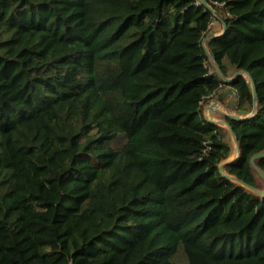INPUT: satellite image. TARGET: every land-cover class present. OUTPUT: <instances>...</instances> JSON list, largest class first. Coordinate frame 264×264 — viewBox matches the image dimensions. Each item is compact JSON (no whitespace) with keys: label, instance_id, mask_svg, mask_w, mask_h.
Here are the masks:
<instances>
[{"label":"trees","instance_id":"trees-1","mask_svg":"<svg viewBox=\"0 0 264 264\" xmlns=\"http://www.w3.org/2000/svg\"><path fill=\"white\" fill-rule=\"evenodd\" d=\"M207 2L218 36L199 0H0V264H264V197L221 176L203 115L224 86L254 106L207 38L255 80L227 168L258 184L264 0Z\"/></svg>","mask_w":264,"mask_h":264},{"label":"water","instance_id":"water-1","mask_svg":"<svg viewBox=\"0 0 264 264\" xmlns=\"http://www.w3.org/2000/svg\"><path fill=\"white\" fill-rule=\"evenodd\" d=\"M199 1L203 3L204 5H206L209 9L214 11L213 7L207 2V0H199ZM223 25H224L223 31L218 34H214L213 37L218 36L224 32L225 26H226L224 22H223ZM204 45H205V49L209 57H211L212 61H214L216 68L218 69L217 71L220 73V76L223 79V81L230 82L234 80L238 75H243L250 82L251 89H252V95L254 99L253 109L251 112L247 114L240 113L239 111H236V110L231 111L229 107L222 108L218 100H213L205 104V108L203 112L204 118L209 123L219 126L222 129H225L229 135L230 153L227 157L222 159L220 163L218 164L219 172L222 177L230 180L236 186H240L244 188L246 191L254 195H257L259 197H264V187H259L258 184L252 185V184L247 183L246 181L241 179L236 174L231 173L227 168L230 164L237 161L242 155L241 142L229 119L244 121L246 119L252 118L257 113L258 107H259V96H258L255 80L253 76L251 75V73L244 69H239L232 76H226L221 70L220 65L216 62L215 58L212 56L211 52L206 46V38L204 39ZM216 113L219 114L221 117H217L215 115ZM262 159H264V149L256 152L255 154L251 156L250 166H251L252 171L256 175V178L257 179L259 178L264 182V169L260 165V161Z\"/></svg>","mask_w":264,"mask_h":264},{"label":"rangeland","instance_id":"rangeland-1","mask_svg":"<svg viewBox=\"0 0 264 264\" xmlns=\"http://www.w3.org/2000/svg\"><path fill=\"white\" fill-rule=\"evenodd\" d=\"M224 15H225V11L223 9H218L216 12L214 10V18L211 22V27H210L208 37L212 34H218V33H221L223 31L224 27H223L222 17ZM206 40H207V38H206ZM206 45H207V41H206ZM208 65L212 71L218 70L216 68L214 61H212L211 57H209ZM230 71L232 72V74L236 73L234 68H230ZM220 93L222 94L221 97L218 95L214 96L210 100H208L207 103L211 102L213 100H218L219 104L222 108L229 107L231 109V111H234L236 104L238 102V97H236V94L233 92V90L229 86H224V87H222ZM215 115L217 117H221L217 113ZM223 131L225 133V140L228 142V144H230L228 132L225 129H223ZM121 140L124 142L123 138H121ZM113 143H116L115 145H119L121 143V141L118 139L116 142L114 141ZM257 182H258L259 187H264V182L261 179L258 178ZM174 262H175V264H188L187 257H186L183 250H180L178 252V254L176 255V257L174 259Z\"/></svg>","mask_w":264,"mask_h":264}]
</instances>
